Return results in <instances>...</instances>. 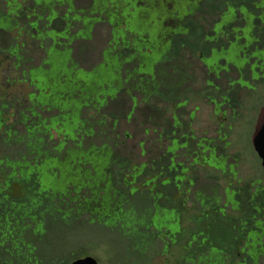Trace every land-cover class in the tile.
<instances>
[{
	"label": "trees",
	"instance_id": "1",
	"mask_svg": "<svg viewBox=\"0 0 264 264\" xmlns=\"http://www.w3.org/2000/svg\"><path fill=\"white\" fill-rule=\"evenodd\" d=\"M66 1L73 6L72 0ZM118 1L134 9L127 19L129 31L136 36L133 42L160 41L164 32L157 37L153 31L162 29L160 24L166 16L163 6H154L153 0L139 8L138 0ZM4 2L5 8L0 9V34L5 38L0 42V69L4 73L0 82V264H71L90 256L87 246L78 254L73 251L74 246L67 245L63 234L48 228V218L65 230L89 224L98 230L108 229L124 241L125 249L136 251L132 255L136 261L119 257L112 264H264V189L257 198L248 187L251 182L237 179L239 155L228 153L232 142L225 132L232 131L233 124L242 119L245 96L264 90V76L254 83L246 71L242 84L256 92L244 89L240 93L228 91L229 85L236 83L234 72L224 73L216 81L219 89L214 91L206 87L205 69L194 61L209 55V33L220 17L229 22L225 29L229 38L242 29L244 40L256 44L251 50L264 54V0H216L213 11L202 13L195 34L190 22L200 15L198 9L190 0H174L175 9L183 5L193 8L181 23L182 33L170 40L172 43L178 38L179 51L185 48L189 53L188 59H183L186 69L174 95L159 94L155 77L139 74L142 65L127 68L118 57L104 52V60L84 68L76 56L68 55L65 46L56 43L55 37L54 43L47 45L46 27L41 28V24L46 9L52 11L50 5L62 0H33L30 9L22 8L24 0ZM94 2L95 7L107 6L106 0ZM201 3L197 8H202ZM136 11L145 24L138 33L133 30ZM10 13L14 16H8ZM112 16L118 18L116 12ZM50 23L51 31L63 33L67 29H62L63 18ZM207 25L211 27L209 33ZM19 28L24 29L20 37L26 35L33 45L18 42L15 35ZM92 29L91 25L82 31ZM84 38L71 39L91 46L90 34ZM114 38L118 39L119 33ZM191 39L197 41L194 48L186 41ZM20 44L24 47L13 51ZM156 52L152 49L145 57L151 60ZM196 73L203 78L202 91L196 86ZM15 87H29L32 92L26 99L16 97L9 93ZM112 90L117 91L116 96H109ZM201 96L211 104L212 100L218 103L215 115L222 114L227 124L226 128L220 125L217 138L199 137L193 129L195 114L185 119L186 107H178ZM135 99L147 101L154 113L143 118L136 109L133 111ZM117 101L124 106L120 114L110 110ZM123 121L138 125L143 135L137 143L143 159L139 163L135 154L124 149L134 136L121 132ZM153 132L166 135L163 144ZM151 140L154 146L148 149ZM149 154L155 157L154 163ZM118 156L129 163L117 177L111 167ZM214 173H221L225 180L231 178L221 182ZM148 182L156 187L152 193L146 188ZM133 189L136 195L146 197L145 208L137 210L122 201L121 197L131 196ZM166 211L174 218L168 220ZM210 211L219 214L213 216ZM212 217L227 226L224 234L210 232ZM170 225L177 226L178 231L172 232ZM49 236L58 242L46 248V259L41 260L37 254L44 250Z\"/></svg>",
	"mask_w": 264,
	"mask_h": 264
},
{
	"label": "rangeland",
	"instance_id": "2",
	"mask_svg": "<svg viewBox=\"0 0 264 264\" xmlns=\"http://www.w3.org/2000/svg\"><path fill=\"white\" fill-rule=\"evenodd\" d=\"M24 1L25 3L22 8L30 9L33 0ZM47 1L49 2V0ZM106 1V7H95L94 0H72V7L69 6L66 0H62V2L55 4V6L53 7L52 5H50V7L53 9L52 11L55 12V14L51 15L52 11L46 9V19H44V22L41 24V28L46 27V44H52L54 39L52 37H55V40L57 41L56 43H61L62 48L65 46L68 55L72 58L76 56L80 63L82 62L81 67L84 68H87L88 66L94 63H100L102 54H104V52H108L107 56L109 55L112 58L118 57V62H123L125 67L127 68L139 69V67H141L142 65V69H140L139 74L145 76L151 75L152 77H155L153 80L154 86L156 87L155 89L159 94H176L177 91L180 89L179 81L182 79L183 72L186 69L183 63V59H188L189 53L185 51V48L179 51L180 41L178 38L172 43L170 42V40L172 39V37L180 33L179 26L181 25L184 18H186L189 13L193 12V8L183 5V8L179 9V7H177V9H175L174 0H153L152 4L154 6H163V8L166 10V16L163 22H160L162 29L159 28L158 31L155 33L153 31L154 36L157 37L160 33L162 34L164 32L163 37L160 38V41L156 38V43L153 42L149 44L141 41L139 43L133 42L136 36L134 34H131V32L129 31V23H127V19H130L132 17V13H130V11L133 12L134 9L131 8L130 10V8H128L129 5L124 4L118 0ZM149 1L150 0H138L136 7H147ZM215 1L216 0H190V3L194 5V8L198 9L197 13L200 14L197 15L196 20H194V22H190V27L194 34L195 30L198 27V23L201 22L200 19L202 13L204 14L213 11L212 7ZM199 3H201V6L203 5L202 8H197ZM5 6L6 4L4 0H0V9L5 8ZM127 8L129 10L125 11V9ZM115 12L117 13L118 18H113L112 14H115ZM124 12H126V14L122 15ZM11 14L13 13H10L8 16H10ZM48 17L49 19L47 20ZM57 17L63 18L64 20V27L62 26V29H67L63 33L51 31L52 26L50 22L57 19ZM135 17L137 18L136 23L133 26V30L138 29L141 31L143 28H145V24L143 23L142 25L141 20L138 18L140 17L139 11L135 12ZM90 20L95 21L92 22ZM97 21H100V23L95 24V22ZM89 22L94 23V25L90 24ZM91 25L93 28L91 31H82L88 30L89 26ZM206 29L209 33L211 27H208L207 25ZM23 30L24 29L20 30V28L17 30V34L15 35V37H19V41L18 38H16V41L20 43L26 42L30 45H33V40L28 38L26 35L20 37L22 35V32H24ZM117 33H119V38L115 39L114 36ZM89 34L91 38L89 39L88 44L91 46H86L79 41L75 43L71 39L72 37L78 39H85L84 37H89ZM145 37L146 36H144L143 38ZM4 40V36L0 34V42H4ZM67 41L69 42V44H66ZM186 41H188L189 47L191 48L197 46L196 39ZM21 45L22 44L15 45L13 51H18L20 48L24 47ZM88 49L90 50L89 55H85ZM152 49L157 50V52L152 57H150L151 60H148L145 55L148 54L149 50ZM161 49H164V51L159 52V50ZM128 58L132 60H127ZM218 58L221 57L217 56V60H219ZM125 60L129 61L130 63H126ZM148 61H150V64L146 68ZM194 61H196L198 65H200L198 59L194 58ZM1 70L2 69H0V82H3L4 73ZM196 79V86L200 89V91H202V89L204 88L203 78L200 74L196 73ZM118 90H120V87L118 88ZM252 90L253 89H250V91ZM253 91L256 92L255 89ZM31 92L32 89L29 87H15L9 90L10 94L15 95L16 97H23L24 99H26ZM1 93L2 92L0 90V94ZM128 93L129 92H127V94ZM116 95L117 91H110L109 96L113 97ZM249 95V98L248 95L245 96L246 107L243 113H241L242 119L239 118V121L233 124L232 131L226 130L225 132L230 134L229 139L232 142L231 148H228V153L233 156L239 155L240 161L237 164V179H239L240 182L243 183L251 182V185H248V187H250L252 191L255 192L254 196L258 198L259 191L264 189V169L262 168L261 161L253 148L252 139L257 125L256 118L259 114L260 109L264 105V90L260 89L258 93H249ZM31 102L33 103V100ZM133 102V111H135L136 109V111L140 113L143 118L149 117L152 115V113H154L153 107L147 101H139L135 99ZM186 105L187 102L185 101L184 103H180L178 107H186L183 111V116L185 119L189 118L190 113L195 114L193 119V129L199 137L206 136L208 138H217V134L220 131V125L224 124L223 127L226 128L227 124H225V121L222 120V114L216 116L213 104H211L207 99H205L204 96H201L199 99H194L191 103H189L187 106ZM123 108V103L117 101L112 104L110 110L114 114H120L123 111ZM227 117L230 121V116L227 115ZM101 118L104 119L105 116H101ZM23 128L24 127L20 126V129L23 130ZM120 130L121 132L127 131L128 133L134 136L133 141L127 142V144L130 145L124 146L125 151L129 154H135L137 156L136 162L139 163V159L140 161H143V159L140 158L139 145L137 144L140 140H143V135H141V130L138 125H129L123 121L120 122ZM153 134L157 135V137L161 139V144H163L165 140L164 137L166 135H159V133L156 132H153ZM227 139L228 138L226 137V140ZM134 146L136 148H134ZM152 146H154L153 140L148 143V149H150ZM221 147L223 148L222 144ZM141 148L144 149L143 145H141ZM171 151L172 150H170L169 152ZM145 156L146 155H143L144 158ZM148 159H150L152 163H154L155 157L149 154ZM115 160L116 162L111 167V170L113 168V173L118 177L120 172L124 171L123 168L128 167L127 164L129 163V160L127 158L119 156L116 157ZM216 162L217 161H212V164ZM230 162L234 163V161L232 160H230ZM214 174H216L215 177H219V181L221 182H228L231 178L226 177L225 180L221 173ZM203 177L211 178L209 174H203ZM212 177L214 176L212 175ZM213 181L215 182V180ZM146 188L150 193L153 192L152 188L156 189V187L150 186V182L147 183ZM121 198L122 201L126 203V205L131 208H136L137 210L140 208L143 209L146 206V204H144V201H146V197L142 194L136 195L135 189L131 190V196L123 195ZM210 213L213 216H217L219 214V212L216 213L213 211H210ZM165 214L167 215L168 220L174 218V214L171 215L167 211ZM214 219L215 218L209 221V226L211 225L212 228L210 229V232L213 231L218 234H224V230L227 226L221 223H217V219ZM46 224L51 231L63 234L65 238L64 241L66 240L68 246L69 244L74 246L71 249H73V251L74 249H76L77 254L81 252L80 250L83 249V246L91 248L89 257L94 258L98 262V264H112L113 262H115V258L118 259L119 257L125 258L126 260L130 258L133 261L134 259L132 258V255H136V251H134L133 249H125L124 241H122L114 233H109L108 229L98 230L95 225L89 224L88 226H83L81 228L73 227L69 230H65L63 229L64 226H59L57 223L51 222L49 218L46 219ZM170 226V230L172 232L178 231L177 226ZM54 241H56L55 243L58 242V240H56L54 236L47 237L45 248L44 246L42 247L44 248V250L42 252L38 251L37 254L39 255L41 260L46 259V248L49 247V245H51V243ZM59 243L63 242L59 240ZM126 253H130V256L126 255ZM158 264L161 263L158 262Z\"/></svg>",
	"mask_w": 264,
	"mask_h": 264
},
{
	"label": "flooded vegetation",
	"instance_id": "3",
	"mask_svg": "<svg viewBox=\"0 0 264 264\" xmlns=\"http://www.w3.org/2000/svg\"><path fill=\"white\" fill-rule=\"evenodd\" d=\"M90 21L94 22L95 20ZM92 22H90V24L94 25ZM98 23H100V21L95 22V24ZM228 24L229 22H227V20H224V18L220 17L218 23L212 27V31L209 33L208 37L209 55L206 57L202 55L203 58H200L199 62L206 71V87L212 88L214 91L218 90L219 86L216 84V81H219L224 73L228 74L233 71L236 77V83L230 84L228 91L234 92L235 90H238L240 93H243L244 89L248 91L251 89L250 87L243 86L242 84V79L246 71L249 72L250 78L254 83H259L260 77L264 76V54L255 53V48V50H251L256 44L255 42L251 41V43H249L247 40H244L242 37V29L235 31L233 38H229L225 32ZM179 30L180 33L178 34H181V25L179 26ZM80 41L85 40L83 39ZM225 42L227 44H225ZM217 56H220L221 58H218L219 60H217ZM102 58L103 60L105 59L104 54L102 55ZM212 102L216 112L218 103L213 100ZM263 108L264 105L260 109L256 118L257 123Z\"/></svg>",
	"mask_w": 264,
	"mask_h": 264
},
{
	"label": "water",
	"instance_id": "4",
	"mask_svg": "<svg viewBox=\"0 0 264 264\" xmlns=\"http://www.w3.org/2000/svg\"><path fill=\"white\" fill-rule=\"evenodd\" d=\"M252 143L253 148L261 161L262 168L264 169V108L258 118ZM71 264H98V262L92 257H85Z\"/></svg>",
	"mask_w": 264,
	"mask_h": 264
}]
</instances>
